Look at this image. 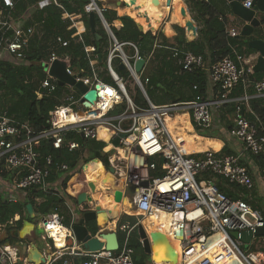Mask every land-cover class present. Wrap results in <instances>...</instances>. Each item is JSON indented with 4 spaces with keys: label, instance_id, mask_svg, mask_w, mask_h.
<instances>
[{
    "label": "built area",
    "instance_id": "built-area-1",
    "mask_svg": "<svg viewBox=\"0 0 264 264\" xmlns=\"http://www.w3.org/2000/svg\"><path fill=\"white\" fill-rule=\"evenodd\" d=\"M1 1L10 11L14 7L13 0ZM98 1L86 0L83 10L86 14L94 12L99 16L107 35L104 56L96 53L95 46L84 45L88 70L85 72L81 68H74L70 65L69 55L58 52L59 48L67 47L69 41L56 36V46L42 63L45 77L41 80V88L46 94L57 90L58 80L50 75L49 69L55 60H60L65 63V72L74 77L75 81H81L89 89H95L100 94L86 108L82 102L83 93L74 85L64 84L62 105L51 110L47 120L48 126L34 135H31L28 123L10 117L6 111L0 112V172L9 173L7 176L0 174V189L4 190V197L8 201H16L15 192L23 193L31 187L65 196L61 188L62 180L76 168L70 169L66 163H53L50 153L40 160L38 152L34 150V142L44 139L50 141L54 149L81 151L83 147L75 138L76 135L82 140H95L99 129L107 127L110 131L108 145L111 148H102L99 151L102 158L107 157L108 160L104 172L106 173L109 167L112 168L114 184L121 187L122 198L127 194L137 193L133 213L140 219L132 223L116 224V230L123 234V239L119 241L115 251L89 252L71 247L66 254L84 257L81 264H136L133 260V249L128 245L131 231L136 229L137 232L142 219L165 212L172 216V237L178 238L175 231H182L179 239L181 249L184 251L190 247H198L191 260L179 264H218L224 258H233L236 264H262V260L253 251H249V248L264 243V236L253 235L256 229L264 227L263 215L245 200L233 199L218 187L220 184L235 185L248 191L253 189V178L249 169L242 163L241 154L212 151L184 153L175 143L160 116L164 113L171 115L174 112L186 111L194 126L199 130H206L212 124L213 108L228 102L232 89L239 83H242L244 90L239 101H249L246 89L250 84L256 96L264 97V78L254 82L247 80L251 69L244 65L246 59L235 50V60L225 56L215 63H210L206 62L202 55L172 47L173 57L177 59L179 67L187 72L203 70L206 74V91L213 87L217 89L216 94L213 97L207 96L203 101L161 105L147 101V106L138 105L132 100L125 84L126 78L117 72L116 65L122 63L133 84L146 93L148 78L144 71L151 54L144 58L135 42L118 41L112 31L104 27L101 18L106 7H100ZM54 2L56 3L55 0ZM251 2L252 0H245L244 7L250 8ZM62 16L71 20L69 28H75L78 34L84 32L80 14L64 12ZM78 24H81L82 29H79ZM37 26L35 23L27 27L13 18L11 12L4 13L0 10V60L5 59L13 64L23 63L30 40L34 35L40 34ZM228 34L237 36L239 31L231 28ZM125 47L132 51L130 55L126 53ZM140 58H143L145 63L137 73L134 63ZM102 62L104 68L99 67ZM249 113L253 115L254 121L243 115L241 105H236L229 134L242 143L245 152L264 159V123L251 108ZM147 116L153 117L154 125L143 122ZM116 138L118 144L114 145L113 140ZM84 153L83 150V155ZM80 158L79 167H82L86 179L85 167L91 161L85 162ZM260 172L264 175V168ZM56 173H60V176L54 181L50 180L51 175ZM85 181L89 184L87 179ZM86 192L91 195L90 188ZM36 200L39 202L41 199ZM64 202L68 203L66 199ZM70 213L73 219L74 211L71 209ZM40 215L42 218L36 219V224L44 230V236L53 239L50 230L58 227L67 230L64 241L66 236L72 237L71 227L64 228L65 215L59 211ZM19 219L20 215H14L6 223L0 224V231H4L7 225H14ZM142 226L149 234L145 226ZM242 231L252 233L248 244H244L239 238ZM139 241L142 246V239L139 238ZM64 255L65 252H58L59 258ZM0 264L32 263H28L25 257L21 260L18 245L0 241ZM62 264L70 263L64 259Z\"/></svg>",
    "mask_w": 264,
    "mask_h": 264
},
{
    "label": "trees",
    "instance_id": "trees-1",
    "mask_svg": "<svg viewBox=\"0 0 264 264\" xmlns=\"http://www.w3.org/2000/svg\"><path fill=\"white\" fill-rule=\"evenodd\" d=\"M13 1L14 7L10 11V9L4 7L0 0V10L4 13L9 11L13 18H17L30 6L35 5V11L25 21L24 25L29 27L37 23L40 34L34 35L30 40L23 63L13 64L5 59L0 60V112L6 111L10 117L20 122L28 123L30 133L34 135L48 126L47 120L51 110L62 105L63 87H57V90L50 94H46L44 89L41 88V80L45 77L44 65L42 63L44 60H47L50 51L56 46L55 37L61 36L63 39L69 41L68 46L59 48L58 52L69 55L72 67L81 68L87 72L88 58L84 52V45L95 46L96 53L104 56L107 35L97 15L95 16V29L100 38L97 39L94 33L90 31L88 14L83 10L85 2L82 0H55L56 3L54 0ZM40 2L45 3L39 6ZM185 3L194 14L195 20L200 23V28L198 29L199 36L194 41L186 40L185 30L179 26L184 27L183 22L177 17L175 7H170L168 23L178 24L173 25L176 31L175 43L173 45L168 43V39L161 31L155 33L150 30L141 32L134 21L119 18L117 10L114 8L108 7L103 11V17L118 41L135 42L140 55L144 58L151 54L148 62L150 67L148 75H146L148 78L146 93L150 101L155 105L192 100L203 101L206 98L205 72L201 69L191 72L183 71L177 64V59L173 57L172 47H176L181 51H190L194 54L202 55L210 63H215L225 56H230L235 60L232 47L241 56H247L253 52L247 46V41L244 38L229 36L225 31L226 18L223 12H220L221 16L214 13L212 5L206 0H185ZM127 7L128 5H126ZM64 12L68 14H80L86 28L85 31L78 34L75 28H69L71 20L63 18L62 14ZM130 15L136 19L134 14ZM78 27L82 29L81 24H78ZM166 31L169 32L168 26ZM244 46L245 49H242ZM116 70L124 77L127 75L125 69H118L117 65ZM246 78L250 82L261 80L264 78V71L252 72ZM104 79L108 80L107 77H104ZM243 91V85L239 83L232 89L229 97H240L243 95ZM246 92L250 95L254 94L251 84L247 87ZM130 96L136 104L147 106V101L139 91L136 95L130 94ZM249 102L253 113L264 123V98L252 97L249 99ZM223 105L227 106L228 104L224 103ZM227 112L235 114L236 106ZM243 115L254 121L252 114L243 112ZM220 119L222 122H226L224 115H221ZM195 129L197 132L201 131L196 126ZM180 134L182 136L177 138L183 139L188 143V150L185 153L202 152L204 151L203 148L208 147L209 142L194 137L191 130H187V133L181 132ZM199 134L203 135V131ZM109 135L110 131L107 127L99 129L98 137L95 140H82L79 135H76L75 138L81 142L83 147L81 151H68L65 148L54 149L50 141L44 139L34 142V150L38 152L40 160L50 153L53 156V163H66L70 169L76 168V170L68 173L62 180L61 188L65 194L63 197L56 192H43L36 187H31L24 192L23 199L8 201L4 197V190L0 189V224L6 223L18 213L20 219L16 221L14 228H20L22 219L25 217V206L27 203L32 204L34 211L38 215L48 214L53 211H67L63 205L65 197L76 201L78 194L87 191L89 188L85 181L86 179L88 182H91L104 174L106 165L101 156H95V152L100 151L104 147V142L110 143ZM83 150L87 155L85 153L83 155ZM220 153L230 154L231 151L224 145ZM79 157L85 162L91 161L90 163H94V167L91 169L87 167L90 163L85 167L86 179L82 167H79ZM258 159L264 166V159L261 157ZM0 169H2V163H0ZM0 174L7 176L9 173L3 171ZM59 176L60 173L52 174L50 180L54 181ZM218 187L233 199L241 198L245 200L254 209L260 211L264 217V199L257 198L255 193H253V189L248 191L233 185L232 187L238 188V194L220 184ZM111 195V188H99L95 190L92 198L98 203V208L107 210L108 215L112 219H118V223L134 222V216L120 213V207L112 200ZM36 198H40L41 200L38 202ZM79 208L82 212L89 210V207L85 203L80 204ZM68 218L69 215L66 216V220ZM91 226L95 230V223H91ZM12 228L10 224L5 229L8 233L6 241H18L17 238L12 236ZM122 239L123 234L119 236V241ZM128 245L133 249L134 262L136 264H147L149 256L143 251L136 229L131 231ZM259 250L263 251L264 248L261 246ZM83 259L85 258L82 257ZM60 260L57 264H62L64 257H61ZM232 264L235 263L233 262Z\"/></svg>",
    "mask_w": 264,
    "mask_h": 264
},
{
    "label": "water",
    "instance_id": "water-1",
    "mask_svg": "<svg viewBox=\"0 0 264 264\" xmlns=\"http://www.w3.org/2000/svg\"><path fill=\"white\" fill-rule=\"evenodd\" d=\"M82 1L86 2V0ZM244 1L245 0H227L232 10V14L243 22L238 36L252 35L255 29H259L264 26V0H252L250 8L244 7ZM116 5L126 6L127 3L122 0H117ZM166 5L170 6V0H166ZM96 15L97 14H95L94 12H90L88 14V21L90 31L94 33L97 39H99L100 36L96 33L95 29ZM119 18L134 21L137 24L138 29L141 32H145L144 27L140 23L136 22L130 15H119ZM101 21L104 27L110 30V27L103 16L101 18ZM147 27V30L151 31V27ZM247 45L252 50L258 52V56L256 57L254 65L252 66V71L263 72L264 39L260 37L253 38L247 42ZM144 63L145 60L143 58H140L135 61L134 68L137 73L141 71L142 67L144 66ZM118 69H124V65L120 63L118 65ZM49 73L50 75L57 78L59 86L62 87L64 84L74 85L79 90V92L83 93L82 102L84 107L86 108H88L90 104L93 103L96 100V97L100 94L97 93L95 89H89L88 86L84 85L81 81H75L74 77L68 75L65 72V63L63 61L55 60L49 69ZM141 91L145 96V100L151 102L149 97L147 96V93H145L144 90ZM113 144H118V138L113 140ZM99 154V151L95 152V156H98ZM103 160L104 163L107 164V157H104ZM105 174L107 177L110 176L113 179V182L115 181V177L112 175V168L109 167L108 171ZM105 180L106 179L103 180V183L105 182ZM88 186L92 194L95 189V184L93 182H89ZM113 199L116 203H120L122 201V190L117 184H114L113 187ZM76 201L77 204L80 205L82 203H86V201H92V197L89 193L83 191L78 194ZM25 209L28 217L22 219L20 228L13 229L12 236L18 239L17 245L20 248L21 260L25 257L28 263L40 264L45 261V258L42 252L36 246V244L33 241H29L28 239L32 238L34 240L36 238V235L42 236L44 234V230L39 227V225H37L35 221V219H40L42 218V216L37 215L35 213L31 203H27ZM101 213L106 216V212L104 211V209L101 208L94 210L89 209L88 211L82 212L79 219L71 227L73 229V233L76 240L80 242L83 247L89 252H97L102 250H108L112 252L118 248L119 234L116 230V226L113 229H110L106 225L100 227L97 220V215ZM109 218L111 217H107L108 222H110ZM90 221H95V230L93 229V226L86 225ZM117 222L118 220L116 221V224H118ZM136 233L138 237L142 239L143 251L149 255V260L151 264L155 263V258L158 253L161 256L160 260H162L163 262H178V253L163 233L159 231H153L150 234H147L141 223H139ZM175 234L177 237L181 238L182 231L177 230L175 231ZM232 234L234 236L236 235V233ZM253 235L264 236V227L256 229ZM251 237L252 233L250 231H242L239 234V238L244 244H248Z\"/></svg>",
    "mask_w": 264,
    "mask_h": 264
},
{
    "label": "crops",
    "instance_id": "crops-1",
    "mask_svg": "<svg viewBox=\"0 0 264 264\" xmlns=\"http://www.w3.org/2000/svg\"><path fill=\"white\" fill-rule=\"evenodd\" d=\"M122 1L127 3L128 7L126 8V6H125L124 9L117 8V13H118V11L120 12V14H122V13L124 14V12L127 13L125 11V8H126V10L128 11V13H127L128 15L134 14V13L137 14L133 10H132V12H130L131 8H134V6H137L136 5V0H122ZM206 1L208 3H210V5H212L214 13L218 14L219 16H221L220 12H223L224 17L226 18L225 31L227 33H228V31L231 28H234V29H236V30H238L240 32V29H241V26L243 25V22L239 18L235 17L232 14V10H231L227 0H206ZM182 2H183V0H182ZM44 3L45 2H40L39 6H41ZM116 3H117V1H115V5H116ZM184 6H185V9H186L187 15H188V17H189V19H190V21L192 23V29H190L189 31H187V26H186L184 18L180 14L178 8L173 3V7H175V9H176L177 17L183 22L184 27L181 26V25H179V26L184 28L186 40L194 41L199 36L198 35V29L200 28V23H198V21L195 20L194 14L192 13V11H190L188 5H186L184 3ZM108 7L111 8L112 6H108ZM113 8L116 9L115 7H113ZM35 9H36L35 5L30 6L21 16L17 17L16 19L24 24L25 21L28 20L31 17V15L35 11ZM144 12H146V11H144ZM166 12L167 13H165V15L162 18L159 19L160 21L158 20V22H157V20L154 19V18L157 17L158 13L156 11H154L152 13V18L154 19V22H152L151 25L156 28L157 27L156 25H159L162 22V20L166 16H168L169 11H166ZM120 14L118 13V16ZM139 14H137V15H139ZM136 21H138V20H136ZM168 22H169V19L165 20L164 22L161 23V25H159V27L156 29V31L154 30V31H151V32L155 33L157 31H161L165 35V37L168 39V43L173 45L175 43L174 38L176 36V31H175L173 25H175L176 23H168ZM82 23H83V27H84V31H85L86 28H85L83 20H82ZM176 25H178V24H176ZM167 26H168L169 32L166 31ZM147 29H148V27L145 29V31H147ZM263 31H264V26H262V28L255 29L252 35H249V36H238L237 35V36L244 38L247 42L249 40H251L253 38H257V37H260V38L264 39ZM232 49L235 50L233 47H232ZM242 49H245V46L242 47ZM257 56H258V52L254 51V50H253L252 53L248 54L247 56H243L244 59H246V62H245L244 65L247 68L251 69L248 72V75L253 72L252 71V66L255 63V60H256ZM205 61L208 62L207 60H205ZM147 66H148V63L146 64V67ZM146 67H145V71H146ZM145 71H144V74H145ZM216 92H217V89L212 87V88H210L209 91H206V97L207 96L208 97H213L216 94ZM247 95L250 98H252V97H260V96H256L255 94L250 95V94L247 93ZM240 98H241V96L240 97H234V98L230 97L229 101L226 102V104H228L227 106L221 105L218 108L214 107L213 108L211 127L206 129V130H201V131H203V135L199 134L201 131L200 132L196 131L195 126L191 123V121L189 119H188V121H190V125L188 123L186 126L190 128V129L188 128V130H191V133L193 132L192 135L194 137L200 138V139H202V140H204L206 142H209L208 147L203 148L204 151H212V152H215V153H220L221 148L224 145H226V147L231 151L230 154H241L242 163L249 169V171L251 173V176L253 178V181H254L253 193H255V196H257V198L264 199V175H261V172H260V170L262 168H264V166L261 164L262 162L257 157H254L250 153L245 152L243 150L242 143L240 141H238L237 139L233 138L229 134V130L231 129L232 124L234 122L235 114L229 113L227 111L229 109L231 110L232 107L234 108V106L239 104V105L242 106V112H245V113H249L250 112V108H251L250 107V102L249 101L248 102H241V101H239ZM221 115L225 116V119H226L225 123H224V121L223 122L221 121V119H220ZM183 117H184V119L187 118V117H185V114H183ZM188 118H189V115H188ZM179 136H182V134L177 135V137H179ZM175 139H176V137H175ZM195 153H196V151H195ZM98 156H101V154H99ZM88 168H89V166H88ZM224 186L229 188L230 191H233V192H236V193L239 194L238 188H234L231 185H224ZM99 188L100 187L98 186L97 189H99ZM15 194L18 197L19 200L24 198V192L23 193L15 192ZM91 195H93V193ZM92 201H93V198H92ZM92 201H86L85 204H87V206L89 205V203L93 204ZM67 202L68 203H66V202L63 203L65 209L68 210L69 213L71 212V209H72L74 211L75 215H74L73 219L71 218L72 220L70 219V221L67 223L66 226L64 225V228L65 227H67V228L72 227V225L79 219V217L81 216V213H82V211H80L79 205L77 204V201L69 199ZM118 205L120 207V210H125L126 211V209L124 207H121L120 204H118ZM97 206L98 205H92L91 207H89V209H93V210L94 209H98ZM68 207H70V208H68ZM105 211L107 212V210H105ZM59 212L62 213L63 215H65L66 211L63 212L61 210ZM15 215L17 216L19 214L16 213ZM70 215H71V213H70ZM127 215H129V214H127ZM107 216H109V215H107ZM27 217L28 216H27V212H26L24 218H27ZM137 218H139V217H137ZM109 220H110V222L107 221V223L105 225L107 227H109L110 229H112V228H114L116 226V221L118 219L117 218L116 219L109 218ZM141 223L143 225V222H141ZM15 225H16V223L14 225H12V227H13L12 231H13V229H16V228H14ZM86 225H90V223H87ZM71 230H72V237L70 238L69 236L68 237L66 236L65 241H64V239H62L63 243H61V241H59V239H56V240L53 241L52 238H48V237H46L44 235L40 236V240L42 241L40 246H38V244L32 238H30L28 240L29 241H33L36 244V246L38 247V249L42 252V254H43L44 258H45L44 263L51 262V264H57L58 261H61L59 256H58V252H63V253L65 252V255L63 257L70 264H81L82 257L72 256V255H69L68 253L66 254V252H68L71 249V247L75 248V249H78V250H86L83 247V245L76 240L72 228H71ZM65 233H67L66 229H65L64 234ZM149 234H150V232H149ZM7 236H8V233L5 230L2 231V233L0 234V241L5 242V243L9 242V241H6ZM48 239H49V241H48ZM9 243H11V242H9ZM13 244L17 245V241H15ZM255 248H258V247H255ZM18 250H19V253H20V248L19 247H18ZM176 251H177V248H176ZM257 251L258 252H254V254L259 259H261L262 260V264H264V250L260 251L258 249ZM177 253H178V251H177ZM182 258H183L182 255L180 256L178 254V264L180 262H182V261H180V260H182ZM232 260H234V259L231 258L230 262ZM147 264H151L150 260H147Z\"/></svg>",
    "mask_w": 264,
    "mask_h": 264
},
{
    "label": "bare ground",
    "instance_id": "bare-ground-1",
    "mask_svg": "<svg viewBox=\"0 0 264 264\" xmlns=\"http://www.w3.org/2000/svg\"><path fill=\"white\" fill-rule=\"evenodd\" d=\"M161 1H162V4H156L155 0H136L137 6H134V8L139 13L144 12V11H150V13H152V12L156 11L158 13V16H159L158 20H159L160 18H162L165 15V13H167L166 11H169L170 7H173V3H174V5L178 8L180 14L184 18L188 31L190 29H192V23H191L188 15H187V12H186V9H185V6H184L182 0H170V6L166 5V0H161ZM155 5H156V7H155ZM125 11L128 13L126 8H125ZM136 22H138V21H136ZM141 25L144 27V29L147 28V26H150L151 29H155V27L152 26L149 22L141 24ZM183 114H185V117H187L186 119H184ZM160 117H161V120L168 127V131H169L170 135L173 137L175 143L185 153L188 150V143L183 139H178L177 135L180 134L181 132L187 133V130L189 128L186 126L188 124L187 121L189 119L188 113L186 111H182V112L178 111V112L172 113V115L164 113ZM143 122L147 123L149 125H154V123H155L153 117H151V116L145 117ZM175 137H176V139H175ZM88 166H89V169H91L94 167V163H90ZM95 172H96V170H95ZM104 179H106V180L103 183ZM91 182H93L95 184V189L92 193L95 192V190L97 189L98 186L100 188H111L112 189L111 198L113 199L114 182L110 176L109 177L106 176L105 172L103 175L99 176L95 180H92ZM136 196H137L136 192L133 194H127L126 196H124L122 198V201L120 203H116V202L115 203L120 204L121 207H124L126 209V211L125 210H123V211H125L126 213H131V211H133L135 209ZM113 201H114V199H113ZM107 215H108V213L106 212V216ZM106 216L103 213L97 215V220H98L100 227H103L107 223V217L108 216L107 217ZM171 220H172V216L170 214L165 213V212H160L156 215H152L151 217L144 218L143 221H145V222H143V225L147 229L148 233L149 232L151 233L153 231H159V232L163 233L167 237V239L169 240L171 245L174 247V249L176 250V248H177L178 254L180 256L182 255L183 258L180 261L183 262L186 260L185 262H188L190 259H192L195 256L196 252L198 251V247H195V248L190 247L189 249H186L183 251L181 249V245L179 242L180 237L175 239L171 235V224H170ZM155 229H157V230H155ZM64 232H65V229L58 228V227L52 228L50 230V233H51V237H53V241L56 239H59V241H61V243H63L62 239H64L63 237H65ZM160 258H161V256L158 253L156 258H155V264H159V262H161ZM230 260H231V258H224L220 262H218V264H229ZM162 264H178V263L166 262V263H162Z\"/></svg>",
    "mask_w": 264,
    "mask_h": 264
},
{
    "label": "rangeland",
    "instance_id": "rangeland-1",
    "mask_svg": "<svg viewBox=\"0 0 264 264\" xmlns=\"http://www.w3.org/2000/svg\"><path fill=\"white\" fill-rule=\"evenodd\" d=\"M115 1H117V0H99L98 1V4H99V6L100 7H106V8H108V6H112L111 8H113V7H115L116 8V10H117V8H119V9H124V5H121V6H118V5H115ZM155 3L156 4H162V1L161 0H155ZM185 3V1L183 0V4ZM186 4V3H185ZM187 5V4H186ZM155 7H156V5H155ZM132 10L133 11H135L137 14H139V12H137L136 11V9L135 8H131L130 9V12H132ZM118 13L120 14V12L118 11ZM153 13V12H152ZM152 13H150V11H146V12H141L139 15H137V14H135L134 13V15H135V17H137L136 19L138 20V22H140V23H147V22H149L150 24L152 23V22H154V19H156L157 21H158V15H157V17H155L154 19L152 18ZM128 15L127 13H125L124 12V15ZM142 14V15H141ZM120 15H123V13L122 14H120ZM146 18H147V20H146ZM165 20H168V16H166L163 20H162V22H164ZM136 21V20H135ZM161 22V23H162ZM161 23L159 24V25H161ZM159 25H157V27L155 28V29H151V31H154V30H156L158 27H159ZM146 29V28H145ZM187 31H188V29H187ZM125 49V51H126V53H128L129 55L132 53V51L128 48V47H125L124 48ZM99 67H101V68H104L105 67V65H104V62H102V63H99ZM149 67H150V64L146 67V71H145V75H148V71H149ZM125 72H126V76H125V78H126V81H125V84L127 85V88H128V91L130 92V94H133V95H136L137 93H138V91H139V93H141L142 94V96H144V94L142 93V91L139 89V88H137L136 86H135V84H133V81L130 79V77H129V72L127 71V70H125ZM147 77V76H146ZM145 89H148V86L147 85H145ZM144 98H145V96H144ZM161 102V101H160ZM172 115V114H171ZM188 123H189V125H190V121H188ZM180 137V136H179ZM104 149H110L111 147H110V145H108L107 143H105L104 142V147H103ZM198 153H201V152H198ZM97 161V160H96ZM95 161V162H96ZM17 197V196H16ZM67 201L69 200V199H67V198H65ZM17 200H19L18 199V197H17ZM92 203L93 204H91V203H89V205H88V207H91L92 205H97V203L93 200L92 201ZM98 207V206H97ZM63 212H65V211H63ZM120 213H121V211H120ZM124 214H129V215H132V216H134L135 217V220L137 219V217L135 216V214L133 213V211H131V213H124ZM67 215H69V218L66 220V216ZM70 219H71V215H70V213H69V211L67 210L66 212H65V219H64V221H63V224L66 226L67 225V223L70 221ZM115 219V218H114ZM140 219V218H139ZM35 221H36V219H35ZM146 221V220H145ZM145 221H143L142 220V222H145ZM92 224L94 223V221H90ZM89 222V223H90ZM91 223H90V225H91ZM155 230H157V229H155ZM2 233V231H0V234ZM121 234L119 233V236H120ZM34 241L38 244V246H40V244H41V240H40V236L39 235H36V238L34 239ZM48 241H49V239H48ZM15 241H12L11 242V244H13ZM20 242H22V241H20ZM263 247L264 246V243H259L258 245H256V247H258V248H254L253 246H251L250 248H249V251H253V252H258L257 250L259 249V247ZM264 248V247H263ZM147 256H149L148 254H147ZM149 259V258H148ZM161 262H159V264H162V263H166V262H163L162 260H160ZM235 263L236 264V262L234 261V260H232L231 262H229V264H232V263ZM178 263V262H177Z\"/></svg>",
    "mask_w": 264,
    "mask_h": 264
},
{
    "label": "flooded vegetation",
    "instance_id": "flooded-vegetation-1",
    "mask_svg": "<svg viewBox=\"0 0 264 264\" xmlns=\"http://www.w3.org/2000/svg\"><path fill=\"white\" fill-rule=\"evenodd\" d=\"M6 231V230H5ZM7 232V231H6Z\"/></svg>",
    "mask_w": 264,
    "mask_h": 264
}]
</instances>
